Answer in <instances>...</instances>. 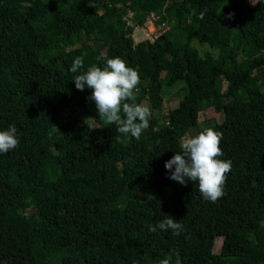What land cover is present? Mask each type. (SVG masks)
Wrapping results in <instances>:
<instances>
[{"label": "trees", "instance_id": "trees-1", "mask_svg": "<svg viewBox=\"0 0 264 264\" xmlns=\"http://www.w3.org/2000/svg\"><path fill=\"white\" fill-rule=\"evenodd\" d=\"M237 4L0 0V131L15 124L20 140L0 154V264H264V0ZM152 15L165 31L135 43L128 22ZM77 56L82 71L116 56L139 68L136 102L152 113L139 140L101 121L92 90L75 87ZM179 86L183 99L157 127L165 90ZM203 103L224 118L203 124L223 132L220 158L232 161L216 202L165 168L195 136ZM28 152L27 163L14 157ZM166 215L181 234L149 230Z\"/></svg>", "mask_w": 264, "mask_h": 264}, {"label": "clouds", "instance_id": "clouds-1", "mask_svg": "<svg viewBox=\"0 0 264 264\" xmlns=\"http://www.w3.org/2000/svg\"><path fill=\"white\" fill-rule=\"evenodd\" d=\"M201 18L204 13L202 12ZM229 13V18L233 17ZM84 69V57L77 56L71 64L70 71L74 75L75 87L83 91L91 89L90 101H94L99 119L106 124L116 125V132L130 135L139 140L142 133L150 126L151 110L136 102V91L140 83L138 67H128L127 61L120 56L106 58L101 67L92 64ZM84 123L89 132L98 128L96 119L85 117ZM223 132L212 127L204 128L195 136H184L179 141L180 151L165 162V168L170 173L169 179L186 185L188 181L198 183L203 199L216 202L225 195L226 173L232 168V161L221 159L223 151L221 142ZM18 129L15 124L0 131V154H7L19 146ZM160 230H171L179 235L184 226L171 215H166L155 226H150L153 233ZM160 264H170L167 258Z\"/></svg>", "mask_w": 264, "mask_h": 264}, {"label": "rangeland", "instance_id": "rangeland-1", "mask_svg": "<svg viewBox=\"0 0 264 264\" xmlns=\"http://www.w3.org/2000/svg\"><path fill=\"white\" fill-rule=\"evenodd\" d=\"M256 1L257 0H238L237 7L242 8V7H245L247 5L253 6V5H255ZM155 18H154V21H155L154 26L152 28H148V30L151 32V29H155L158 34H160V33L162 34L166 29V26H163V23H164L163 18L157 17V16H155ZM140 27H142V26H140ZM148 30H146V31L149 32ZM183 31H182V33H183ZM132 38H133L135 43H140V42H143L146 40L145 34H144V32H142L141 29L138 31H134ZM225 38L228 40L232 38V31L230 29H226ZM192 46L199 50L201 56H204L206 54V52L210 51V48L207 45H201L197 41H193ZM224 87H225V84H223V88ZM181 88H182V86L175 87L174 89H166L165 90V101H166L165 102V110L162 111V113L157 112L155 114L157 127H160L162 124H164V120L168 117L169 111L183 99L184 92L183 93L181 92ZM176 101H177V103H176ZM146 106L148 107V105H146ZM210 119H216L217 121L222 122V120L224 118H222L219 114H217L215 112L214 108L210 104L203 103V106L201 108V113H200V124L197 128H193L191 132L194 135H197L198 130L203 129L205 127V124H203V122L206 120H210ZM221 122H219V123H221ZM28 153L29 154H18V155L14 154V157L19 162L27 163L28 161L33 159L35 156V155H33L34 152H28ZM222 243H223L222 238H219L216 240V245H215V250H214L215 253L219 252ZM204 260L205 259H203V261ZM209 264H213V263H209Z\"/></svg>", "mask_w": 264, "mask_h": 264}, {"label": "built area", "instance_id": "built-area-1", "mask_svg": "<svg viewBox=\"0 0 264 264\" xmlns=\"http://www.w3.org/2000/svg\"><path fill=\"white\" fill-rule=\"evenodd\" d=\"M129 16H132V13H131V15H129ZM154 18H155V16L154 15H152L151 17H150V19L147 21V23L144 25V26H142V27H140V26H138V25H136L134 22H128V24L132 27V28H134V31H138V30H142V32H144V34H145V38H146V40H150V41H154V40H156L160 35H161V33L160 34H158L157 33V31L155 30V29H151V32L148 30V28H152L153 26H154V23H155V21H154ZM156 19V18H155ZM146 30H148L149 32H147Z\"/></svg>", "mask_w": 264, "mask_h": 264}]
</instances>
